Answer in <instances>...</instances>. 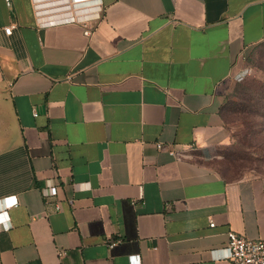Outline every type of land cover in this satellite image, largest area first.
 <instances>
[{
  "label": "crops",
  "instance_id": "0c3cea01",
  "mask_svg": "<svg viewBox=\"0 0 264 264\" xmlns=\"http://www.w3.org/2000/svg\"><path fill=\"white\" fill-rule=\"evenodd\" d=\"M100 1L86 36L0 0V264H231L229 232L264 240V180L216 166L264 0Z\"/></svg>",
  "mask_w": 264,
  "mask_h": 264
},
{
  "label": "rangeland",
  "instance_id": "374dc122",
  "mask_svg": "<svg viewBox=\"0 0 264 264\" xmlns=\"http://www.w3.org/2000/svg\"><path fill=\"white\" fill-rule=\"evenodd\" d=\"M263 98L264 42L245 56V71L235 82L224 106L223 115L233 142L222 151L216 166L226 179L234 180L250 173L264 180Z\"/></svg>",
  "mask_w": 264,
  "mask_h": 264
},
{
  "label": "built area",
  "instance_id": "2783aa9c",
  "mask_svg": "<svg viewBox=\"0 0 264 264\" xmlns=\"http://www.w3.org/2000/svg\"><path fill=\"white\" fill-rule=\"evenodd\" d=\"M36 11L39 15L45 14L47 17H53L56 20L48 21V24L57 22H81L84 24V34L91 36L93 33V25L91 26L86 16L80 12H86L88 10L92 13V19L99 18L103 12V7L100 0H34ZM58 19V20H57ZM6 35L12 34V25L7 26L5 29ZM38 112H34V116H37ZM191 147V146H190ZM158 150H162L165 146L161 143L157 144ZM192 148V147H191ZM169 155L173 156L177 160H181L184 155L181 152H177L174 149H167ZM57 187H51L44 190L46 197H55L57 195ZM3 208L0 212V226L9 227V218L7 217V209L17 206L15 197H8L0 200ZM12 201V203H9ZM210 226L213 227L214 223L211 222ZM7 227V228H8ZM116 245V242H109V247L112 248ZM228 259L231 264H264V240L263 239H247L242 235H238L235 232L228 233L227 244ZM130 264H141L139 256H130Z\"/></svg>",
  "mask_w": 264,
  "mask_h": 264
},
{
  "label": "snow or ice",
  "instance_id": "6c2138e0",
  "mask_svg": "<svg viewBox=\"0 0 264 264\" xmlns=\"http://www.w3.org/2000/svg\"><path fill=\"white\" fill-rule=\"evenodd\" d=\"M9 203H12V201H9ZM0 219H4L3 217H0Z\"/></svg>",
  "mask_w": 264,
  "mask_h": 264
},
{
  "label": "trees",
  "instance_id": "16d2710c",
  "mask_svg": "<svg viewBox=\"0 0 264 264\" xmlns=\"http://www.w3.org/2000/svg\"><path fill=\"white\" fill-rule=\"evenodd\" d=\"M264 99V98H263ZM223 110H224V108H223ZM251 112H253V111H251ZM251 135H253V133L251 134ZM222 153V152H221ZM239 178V177H238ZM237 179V178H236Z\"/></svg>",
  "mask_w": 264,
  "mask_h": 264
},
{
  "label": "clouds",
  "instance_id": "9594fccd",
  "mask_svg": "<svg viewBox=\"0 0 264 264\" xmlns=\"http://www.w3.org/2000/svg\"><path fill=\"white\" fill-rule=\"evenodd\" d=\"M7 227H8V226L6 225V226H5V230H7Z\"/></svg>",
  "mask_w": 264,
  "mask_h": 264
}]
</instances>
